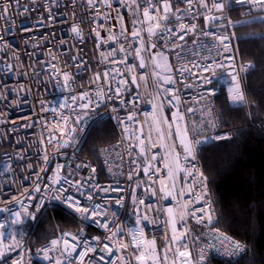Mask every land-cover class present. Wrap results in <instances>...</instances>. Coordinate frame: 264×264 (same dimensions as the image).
<instances>
[{"label": "built area", "instance_id": "1", "mask_svg": "<svg viewBox=\"0 0 264 264\" xmlns=\"http://www.w3.org/2000/svg\"><path fill=\"white\" fill-rule=\"evenodd\" d=\"M143 3V0H138ZM131 5L132 0H104L98 4V12L87 5L86 0H20L19 4L15 0H10V11L7 22L0 20V232L9 230L13 243L4 247L0 252V264H25L24 252L26 243L35 224L39 213H36L34 204L39 203L40 196L45 198L55 194L57 187L68 188L73 181L77 185H83L81 191L90 193L92 201H87L80 197L82 205L87 204L91 208L94 204H99V214L89 216L87 219H80L77 215L74 218L81 224V228L72 232L58 233L45 243L36 247L32 259L40 264H139L138 256L144 255L148 264H198L201 250L206 254L204 264H209L214 259H239L248 250V244L232 237L215 226V210L213 208L212 195L206 179L207 196L195 201L203 195L199 186V174L203 173V168L199 159L200 150L209 142H220L229 140L233 136L231 128L221 126L219 118L215 112V99L224 94L230 107H241L246 103L233 104L229 99V87L232 81L228 73L236 70L244 91L243 77L250 70H242L243 66L239 61L235 27L239 22L257 20L264 17V10L259 5L250 6L235 3L229 0V6L216 15L224 16L227 19L220 23L205 20V16L213 13L204 9H197L195 3L191 9L184 0H170L174 8H179L180 18L176 19L177 13L173 12L165 22L166 27L173 29V36L180 32V25H194L195 32L185 36L183 41H177L175 45L162 41L158 35L148 39L147 43H156V49H149L148 52H156V61L160 68H154V61L149 59L148 53L141 48V56L146 61L147 67L144 69H134L128 75L144 74L146 80H138L137 85H121L122 98L133 101L136 100V107L132 108L131 103L128 108H132L133 113H137L135 122L128 123V131H123L124 125L120 124L116 116L121 118L128 114L127 109L120 110V101L107 102V107L101 106L99 109L93 108L91 112H81L77 107L79 104L87 103L91 99L96 103L98 94L107 92L110 86L113 90L120 80V76L113 79V69H118L121 73L127 74V67L123 63L124 53H119L115 62H110L113 57L109 56L110 50L114 47L119 49L120 43L113 44L111 41L102 43L97 39L95 31L98 24L103 27L99 29L100 37L106 39L110 33L120 38V33L124 32L127 38L125 51L127 52L128 67L139 63L140 56H136L133 51V40L128 36L133 30L139 31L143 38L146 34L148 21H142L138 13H134ZM111 4V7L106 6ZM7 6V3L6 5ZM14 9V10H13ZM28 9V11H24ZM142 11V9H141ZM231 11H240L248 15L246 19L235 20L231 17ZM199 12V15H197ZM110 13V18L105 19ZM93 19L96 23H93ZM231 20L236 26H230ZM165 24H162L163 28ZM78 25L81 29L83 39L77 37L71 31L72 26ZM209 33V35H205ZM214 34V35H213ZM229 36V51L225 52L218 37ZM136 43H141L137 41ZM161 48L163 53L161 54ZM103 53V56L101 55ZM79 59L73 61L72 57ZM234 57L231 67L228 66L226 57ZM82 60L83 63H79ZM219 61L225 64L224 67H217L212 63L214 75L212 84L205 86L208 89H215L212 95L203 96L205 88L198 86L194 65L204 67L211 62ZM75 65V66H74ZM167 65V67H165ZM173 69H188L181 73ZM108 72L107 77L96 79L97 73ZM159 72L161 78L171 76L178 81L174 85H164L157 82L153 73ZM61 73L70 75L69 81H64ZM127 87V91L124 88ZM164 87H174L176 91L165 94ZM86 95L87 99H80ZM166 95H172L177 107H171ZM76 97V99H73ZM67 104L66 108L61 105ZM162 104L163 107H154ZM116 107L118 110L113 111ZM55 109L56 111H52ZM81 112L83 122L78 125V134L71 141L69 147H53L47 144L45 137L50 125L54 134L58 137H65L61 125L53 123L60 116V113L74 115ZM97 113L104 116L103 123L110 124L115 131V140L110 145H100L95 153L98 164L82 155V147L86 137L93 126H96ZM159 114L164 120L172 119V130L179 128L181 135L187 129L189 137L194 136L201 141L196 147L195 159H189L187 166L193 172L196 183L184 182L182 186L181 176L178 173L175 179V187L172 189L173 196L183 191L184 196L177 199H160V194L153 195V189L160 187V182L152 177L144 175L142 171L137 175V165L144 164L145 160L139 159V144L137 137L140 131L145 134L151 132V139L156 141V146L147 151L150 156L153 151L159 148L158 156L162 159L159 163L153 162L157 169V174L164 180V186L172 184L173 181L167 178L165 164H173L177 155L181 166L184 167L183 152L179 146L180 137L173 141L172 137L163 138L158 135L156 126L149 128L152 116ZM182 115L183 120H176L173 114ZM147 114V115H146ZM141 124L143 128L141 129ZM163 130L168 131V124L165 123ZM129 133L133 135L129 136ZM221 137V138H218ZM62 143V141H61ZM150 143V141H149ZM132 146L136 150L132 151ZM45 153L48 160L45 161ZM23 156L24 159L19 157ZM29 165L31 167H29ZM95 169L92 172L91 169ZM129 174L132 179L129 180ZM67 179V183L65 180ZM45 190L35 192L37 184ZM51 191H48V186ZM101 189H108L103 191ZM115 189V190H113ZM33 199H29L28 193ZM73 194L79 196L73 188ZM143 200L144 203H139ZM119 201V202H117ZM188 203V208L205 207L204 220L197 222L192 219L187 212L184 216L186 227L179 221L178 215L182 206ZM58 205L65 209L60 203L48 201V208ZM44 208V209H45ZM173 210V218L177 221V228H184L187 235L184 240L187 247L181 242L169 243L172 236V225L166 209ZM25 209L35 214V218L29 215H22V223L14 224L15 213H23ZM66 210V209H65ZM67 211V210H66ZM144 215L148 219L142 223L138 220ZM211 215V222L207 216ZM107 223L112 231L122 229L121 239H112L111 246L114 249H121L108 254L107 250L101 251L104 243H109L106 237L111 236V232L103 227ZM93 229L94 233L89 234L87 228ZM130 230H142L136 232L137 240L140 242L136 251L131 246ZM177 236L181 233L178 231ZM76 236L73 240L72 237ZM102 241L103 243L98 242ZM56 240L53 245L51 241ZM67 240L68 244L64 241ZM155 240V250L149 248V242ZM232 241H238L245 245V250L235 256L229 257L222 254L224 247L229 246ZM75 245V251L72 247ZM88 251L87 255L81 257L79 253ZM183 251L185 255L180 256ZM45 250L48 258H45ZM104 260L101 261L100 257ZM127 258V259H125Z\"/></svg>", "mask_w": 264, "mask_h": 264}, {"label": "snow or ice", "instance_id": "2", "mask_svg": "<svg viewBox=\"0 0 264 264\" xmlns=\"http://www.w3.org/2000/svg\"><path fill=\"white\" fill-rule=\"evenodd\" d=\"M20 0H15V3L18 5ZM87 5L90 6L94 11L98 12V4L102 2V0H86ZM106 3V0H104ZM184 2L189 6V9H191L195 3V6L197 9H204L207 12L213 13L211 16H205V20H211L215 23H220L227 19L224 16L216 15V13H222L228 6H229V0H184ZM7 6H4L6 5ZM235 3L243 5L244 3L249 4L250 6L254 5H259L262 10H264V0H235ZM106 6L111 7V4H107ZM126 7H133L134 13H138L139 17L142 21H148L147 28H146V34L142 38L141 33L139 31L133 30L130 33H128V36L133 40V51L135 52L136 56H140L139 63L136 65H133L131 67H128L127 64V52L125 51V45L127 42V38L124 37V32L127 30L125 29L120 33V38H118L115 34L110 33L109 36L104 39L100 37V31L99 29L103 27L102 24H98L96 29H90L89 32L91 33L92 31H95L97 39H101L102 43H107L111 41L113 44L115 43H120L121 47L117 50L114 47L110 50L109 56L113 57V60L110 62H115L116 58L119 56V53H124L125 59L123 60V63L125 64V67H127V74L126 73H121L118 69H113V79H115V76H120V80L117 82L116 88L113 90L110 86L107 89V92L110 94L105 95L104 93L98 94L97 101L95 104H93L91 99L87 100V103L85 104H79L77 105L78 108H80L81 112H91L93 108L99 109L101 106L107 107V102L112 101L113 104H115L116 100L120 101L119 108L120 110L127 109L130 114H128L126 117L121 118L119 115L116 116L117 121L124 125L123 131L127 132L128 131V123L129 122H135L137 113L132 112V108L136 107V100H138L139 94L137 95L136 98H134L133 101H128L124 98H122L121 94V85H137L138 86V80H146V77L144 74H140L139 76L137 75H128L133 72L134 69H144L147 67L146 61L144 60L143 56H141V48H143V51L145 53H148L149 59L154 61V68H160V65L158 63H155L156 61V52L153 51L151 53L148 52L149 49H156L157 44L156 43H147L144 41H147L148 39L155 37L158 35L157 29H159V36L162 41L168 42L169 47L171 50V45H175L177 41H183L185 36L188 35L189 33H194L195 32V26L194 25H180V32L177 33L175 36H173V29H170L166 27L165 22L169 19L170 15L175 12L178 15L176 16V19H179L180 16L179 14L181 13V10L179 8H174L172 4L170 3V0H143V3H139L138 0H132V4L128 5L127 3L125 4ZM142 9V11H141ZM14 10V9H13ZM10 11V0H0V20H4L7 22V16ZM24 11H28V9H24ZM197 15H199V12H197ZM110 18V13L108 16H105V19ZM261 22H264V18H260ZM93 23H96V20L93 19ZM241 24H245L247 22L241 21L239 22ZM165 24V26L162 28L161 25ZM228 24L230 26L235 27L236 25L231 21L228 20ZM71 31L76 34L77 37H80L81 40L83 39L81 35V29L78 25L72 26ZM205 35H209V33H205ZM214 35V34H213ZM264 39V36L261 37ZM0 39H3L0 37ZM220 40L221 45L223 46V50L225 52L229 51V44L226 41L230 40L229 36H224V37H218ZM137 41H140L141 43H136ZM163 53V49L161 48V54ZM103 56V53H101ZM73 61H77L79 58L76 56L72 57ZM234 57H226V60L228 62V66L231 67V63L234 62ZM79 63H83L82 60L79 61ZM212 63H215L217 67H224L225 64L219 62V61H214L211 62L209 65L200 67L199 65H194L193 67L195 69H198L196 73V79L198 81V86L199 87H204L205 91L202 93V98L203 96L207 95H212L215 93V89H208L205 86L212 84V77L208 75L211 73L214 75V69L212 67ZM75 66V65H74ZM167 67V65H165ZM254 67L253 64H248L243 66L242 70H250ZM175 72L181 73L183 71H190L188 69H173ZM156 77L157 82H161L164 85H174L178 81L174 80L171 76L164 77L163 79L160 76L159 72L153 73ZM63 75L64 81H69L70 80V75L68 73H61ZM109 75L108 72L104 73H97L96 79H102L103 77H107ZM231 77L232 81V86L229 87L228 92H229V99L233 104H243L246 103V97L244 94V91L241 88V83L238 78V73L236 70L230 71L228 73ZM124 91H127V87L124 88ZM163 91L165 94H168L170 92L174 93L176 89L174 87H164ZM168 100V103L171 105V107H177V105L173 102L174 99H176L172 95H166L165 97ZM73 99H76V97H73ZM80 99H87L86 95H82ZM131 103L132 108H128V105ZM62 108H66L67 104L61 105ZM154 107L157 109H160L163 107L162 104H157ZM118 109L116 107L113 108V111H117ZM52 111H56L53 109ZM75 112V110H72ZM81 112H75L74 115H69L68 113H60V116L57 120H54L53 123H57L61 125L62 131L66 133L65 137H58L54 134L53 129L51 128L50 125H45L46 127L49 128L48 134L45 137V140L48 145L57 147H69L71 146V141H73L77 134H78V125L83 122V117L81 115ZM85 112V114H87ZM147 115V114H146ZM176 120H183V116H177L175 113L173 114ZM104 121V116L97 113L96 117V128L98 132L103 133L105 131V125L103 123ZM172 119L164 120L159 117V114H155L152 116V120L149 123V128L151 129L153 125L156 126V130L158 135L162 136L163 138L167 137H172L173 141H175L176 137H180L179 140V146L183 152V159H184V164L185 166L182 167L180 160H179V155H177V159L173 164H165V172L167 178H170L173 183L168 185L167 188L164 186V180L161 179V176L157 174V169L154 166L153 162H156L157 164L159 163V160L162 159L161 157L158 156L159 148H157L156 151H153L150 156L147 155V151L151 147L156 146V141L151 139V132L145 134L143 131H140L139 136L137 137L138 144H139V159L140 160H145L144 164H138L137 165V175L140 174V171L144 173V175L149 177V180L152 179V177H155L156 181L160 182V187L153 189L152 194L157 195L160 194V199L166 200L169 198L172 199H177L179 196H184L185 192L181 191L177 193V196H173V191L172 189L175 187V179L177 177L178 173H182L183 175L181 176V181H182V186L184 182H188L190 184L196 183L194 179H189L190 177H193V172L191 169L187 166V163L189 159H195V152H196V147L201 144L200 140H197L194 136L191 138L189 137V132L187 129L184 130L183 135H181L179 128H177L175 131L172 130ZM167 123L168 124V131L165 133L163 130V125ZM143 128V124H141V129ZM133 135V133H129V136ZM221 138V137H218ZM62 141V143H61ZM150 141V143H149ZM136 148L135 146H132V151H135ZM20 159H24L23 156L19 157ZM48 160V155L45 153V161ZM29 167H31L29 165ZM92 172H95V169H91ZM133 177L131 174H129L128 179L131 180ZM206 178L203 177V174H199V186L203 191V195L198 198L195 203H200V200L203 199L204 197L207 196V190H206ZM67 179L65 180V183H67ZM81 187L83 185H77L75 184V181L72 182V184L68 188H61L57 187L55 189V194L45 198L44 196H40L37 199H39V203H36L33 205V207L36 210V213L41 212L44 210V208L47 206L48 201H54L60 203L70 214L77 215L78 218L80 219H87L89 216H96L99 214V209L100 205L99 204H94L91 208L88 207L87 204L82 205V201L80 197H83L87 201H92L93 197L90 193H85L81 191ZM73 188L75 189L76 193H79V196L73 194ZM45 189L40 186L38 183L36 188L34 189L35 192H42ZM48 191H51V186H48ZM103 191H107L108 189H101ZM115 190V189H113ZM29 199H33L31 196V193H28ZM119 202V201H117ZM139 203L143 204L144 201L140 200ZM168 216L170 217V220L168 222L171 223L172 225V236L169 239V243L172 242H181L184 247H187V243L184 240V237L187 235V233L184 231V228H177V221L175 218H173V210L171 208L166 209ZM192 218L195 219L198 223L202 222L204 220L203 215H197V213H204L205 212V207L201 206L200 208H195L192 207L191 209L188 208V203H185L181 210L179 211L178 215L180 217V223L186 227V222L184 221V216L185 213ZM16 219L13 221L14 224H19L22 223L21 217L22 215H29L35 218V214L30 212L29 209H25L23 213H15ZM148 219L147 215H144L138 220V223H142L143 221H146ZM207 219L209 222H211L212 217L211 215L207 216ZM3 225H0V228H2ZM106 229H108L111 232L110 237H106V239L109 240V243H104L103 250H107L108 254L111 255L115 251H119L121 249H114L111 246L112 239H121L122 238V229H116L115 231H112L110 229L109 224L105 223L103 225ZM140 231L141 235H143L142 230H130L131 232V239H132V244L128 245L133 248V251H136L139 247V241L137 240L136 232ZM180 232L181 235L177 236L176 233ZM3 237V233H0V238ZM73 240L76 239V236L72 237ZM98 239V238H97ZM98 242L103 243L102 241ZM53 245L57 244L56 240L51 241ZM65 244H68V241H64ZM3 244L2 239H0V245ZM10 248L12 245L9 246ZM149 248L151 250H155V240H152L149 242ZM245 250V245L241 244L238 241H232V243L229 246L224 247V252L222 254L227 255L229 257L238 255L242 253ZM72 251H75V245L72 247ZM88 251H93V249L89 248L84 252L79 253L81 257L87 255ZM179 252L180 256H184L185 253L183 251H180L177 249ZM0 255H3L2 252H0ZM45 258H48L47 251L45 250ZM127 259V258H125ZM139 261H143L145 259L144 255H140L137 257ZM100 260L103 261L104 257L101 256ZM206 260V254L203 250H201V253L199 255V260L198 264H204V261ZM57 264H60L59 261H57ZM109 264H114L113 261H110ZM161 264H163V260L161 261Z\"/></svg>", "mask_w": 264, "mask_h": 264}, {"label": "trees", "instance_id": "3", "mask_svg": "<svg viewBox=\"0 0 264 264\" xmlns=\"http://www.w3.org/2000/svg\"><path fill=\"white\" fill-rule=\"evenodd\" d=\"M235 20L248 15L231 11ZM239 61L254 67L243 77L246 104L230 107L222 93L215 99L221 126L231 128L229 140L209 142L199 152L203 173L212 195L215 226L248 244L239 259H214L209 264H264V22L247 21L235 27ZM105 131L93 126L82 147V155L98 164L95 150L110 145L116 136L113 127ZM81 224L58 205L45 208L31 228L24 252L25 264L37 246L62 232H76ZM89 234L94 231L90 227Z\"/></svg>", "mask_w": 264, "mask_h": 264}, {"label": "rangeland", "instance_id": "4", "mask_svg": "<svg viewBox=\"0 0 264 264\" xmlns=\"http://www.w3.org/2000/svg\"><path fill=\"white\" fill-rule=\"evenodd\" d=\"M264 18V17H263ZM250 21H254V20H250ZM0 233H3V237L2 238H0V239H2V241H3V244L2 245H0V251L4 248V247H6L7 245H12V243H13V238H12V235H11V233H10V231L9 230H5V231H2V232H0Z\"/></svg>", "mask_w": 264, "mask_h": 264}, {"label": "water", "instance_id": "5", "mask_svg": "<svg viewBox=\"0 0 264 264\" xmlns=\"http://www.w3.org/2000/svg\"><path fill=\"white\" fill-rule=\"evenodd\" d=\"M139 264H148V261L144 259L143 261H139Z\"/></svg>", "mask_w": 264, "mask_h": 264}]
</instances>
